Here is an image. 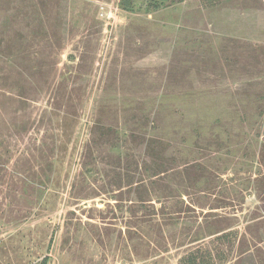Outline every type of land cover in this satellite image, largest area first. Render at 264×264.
<instances>
[{
    "label": "rangeland",
    "instance_id": "obj_1",
    "mask_svg": "<svg viewBox=\"0 0 264 264\" xmlns=\"http://www.w3.org/2000/svg\"><path fill=\"white\" fill-rule=\"evenodd\" d=\"M119 1L0 0V264H177L220 229L251 247L216 264H264V3ZM151 137L142 208L113 166Z\"/></svg>",
    "mask_w": 264,
    "mask_h": 264
},
{
    "label": "trees",
    "instance_id": "obj_2",
    "mask_svg": "<svg viewBox=\"0 0 264 264\" xmlns=\"http://www.w3.org/2000/svg\"><path fill=\"white\" fill-rule=\"evenodd\" d=\"M178 1L180 2L182 0H172V2ZM260 2L264 3V0H260ZM119 5L125 10L132 11L135 7V0H120ZM262 113L263 112H261L260 115H262ZM114 132L115 131H112L110 127H106L101 124L98 128L93 130V137L97 138L94 144H96L97 147L105 144L106 146H109L112 139L110 136H113ZM131 138H133L132 135ZM113 144H115V142ZM144 145V155L142 159L136 161L135 159H132L129 154L123 153L122 155L116 156V160L114 162L115 165L113 166L115 175H117V180L121 182V185H118V188L121 189L123 183V186L126 187L134 184V194L137 195V202H139V207L142 208H145V205L151 198V195H156L157 197L162 198V196L169 194L167 193V189L170 190L168 185L169 178L165 175L171 171L172 162L174 164L173 160L167 158V143L163 140L151 137L144 141ZM259 162L264 166V143L261 145L259 150ZM175 165L178 167L176 162ZM190 168L194 169L193 183L200 181L202 177H204L203 174L205 173H203V167L201 164H194V166H190ZM185 171H187V168L183 170V172ZM210 236L211 240L204 247V249H202V247H196L193 248L195 250H187L179 256L177 264H216L214 256L211 255L212 250L215 253H218V260L223 261L225 258L220 257L221 252H223L221 246H227L229 252L237 246V244H235V234L229 233L228 231L226 232L225 229H220L215 232L213 231L212 234L206 237ZM244 238L245 237L241 240L242 247H240V244L238 243L239 250L237 246V252L239 251L240 254H245L251 247V244L245 245L247 242ZM197 239H191L190 242H197Z\"/></svg>",
    "mask_w": 264,
    "mask_h": 264
}]
</instances>
